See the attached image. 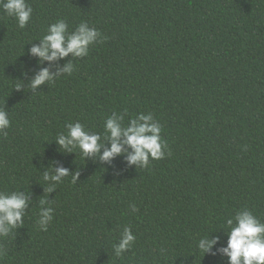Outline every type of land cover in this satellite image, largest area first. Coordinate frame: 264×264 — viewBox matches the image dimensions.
<instances>
[{"label": "trees", "instance_id": "1", "mask_svg": "<svg viewBox=\"0 0 264 264\" xmlns=\"http://www.w3.org/2000/svg\"><path fill=\"white\" fill-rule=\"evenodd\" d=\"M23 29L0 9V191L31 195L24 223L0 239V264H228L203 256L201 236L219 235L247 209L264 222V0H27ZM57 20L69 32L88 23L101 35L71 75L27 86L29 52ZM37 40V41H36ZM27 71V76L23 72ZM17 86L22 87L16 90ZM113 112L124 124L151 114L166 143L147 168L60 153L66 125L104 135ZM70 173L49 194L50 162ZM53 209L37 226L40 201ZM135 207V211H133ZM136 237L117 256L123 229ZM223 229V230H221Z\"/></svg>", "mask_w": 264, "mask_h": 264}, {"label": "clouds", "instance_id": "2", "mask_svg": "<svg viewBox=\"0 0 264 264\" xmlns=\"http://www.w3.org/2000/svg\"><path fill=\"white\" fill-rule=\"evenodd\" d=\"M0 9L9 16L14 17L18 27L23 29L31 20L33 9L27 0H0ZM100 33L95 28H90L88 23H80L73 31L69 32L68 24L64 20H57L46 29L45 34L39 39V44H33L29 54L38 58L39 71L28 81L27 86L32 92L47 83L55 82L59 77L71 75L74 63L70 60L63 66H58L55 72L48 67H42L47 62L49 65L71 56L73 60L88 55L89 47L99 42ZM37 41V40H36ZM27 76V71L23 72ZM22 87L17 86L16 90ZM10 127L9 114L0 109V134ZM67 132L60 133L54 140L60 153L75 154L79 149L82 156L92 159L93 162L111 165L116 157L123 156L128 167L147 168L150 159L159 160L165 156L166 143L161 140V125L156 122L151 114H140L124 124V116L113 112L104 123V135L90 132L79 122L66 125ZM55 162H50L49 167L42 173L43 180L48 183L46 191L55 192L56 186L63 179L72 175L75 183L79 172L70 173L63 166L55 167ZM31 195L22 191L5 193L0 191V239L8 237L15 229L24 223L26 209L29 208ZM48 200L40 201V212L37 226L41 231H47L52 220L53 209L46 207ZM135 211V207L132 209ZM223 232L227 236L226 246H221L213 252V248L221 243L219 235L201 236L196 242L199 252L226 257L228 264H264V222L258 219L247 209L238 211L234 217L228 218ZM131 228L125 227L118 243L114 246L117 256L129 250L135 242ZM0 248V255H3Z\"/></svg>", "mask_w": 264, "mask_h": 264}]
</instances>
